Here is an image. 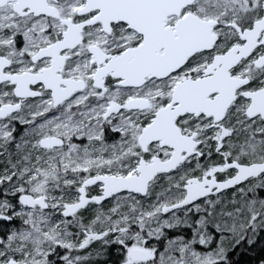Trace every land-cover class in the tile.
Returning a JSON list of instances; mask_svg holds the SVG:
<instances>
[{"label": "snow or ice", "instance_id": "snow-or-ice-1", "mask_svg": "<svg viewBox=\"0 0 264 264\" xmlns=\"http://www.w3.org/2000/svg\"><path fill=\"white\" fill-rule=\"evenodd\" d=\"M262 234L264 0H0V264H235Z\"/></svg>", "mask_w": 264, "mask_h": 264}, {"label": "trees", "instance_id": "trees-1", "mask_svg": "<svg viewBox=\"0 0 264 264\" xmlns=\"http://www.w3.org/2000/svg\"><path fill=\"white\" fill-rule=\"evenodd\" d=\"M261 240H264V234H262ZM93 247H95V245H93ZM244 248L245 250L243 251L238 248L236 252L232 253V259L235 264H260L261 260H264V243L261 241H258L253 247H249L245 244ZM113 259H115L114 248L110 249L109 255V260ZM95 264H106V262L98 260Z\"/></svg>", "mask_w": 264, "mask_h": 264}]
</instances>
